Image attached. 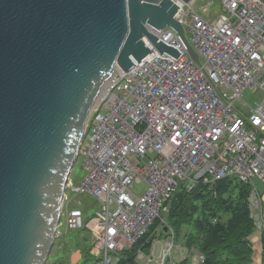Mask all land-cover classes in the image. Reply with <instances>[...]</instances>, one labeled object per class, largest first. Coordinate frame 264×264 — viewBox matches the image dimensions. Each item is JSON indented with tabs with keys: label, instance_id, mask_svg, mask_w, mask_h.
<instances>
[{
	"label": "built area",
	"instance_id": "2783aa9c",
	"mask_svg": "<svg viewBox=\"0 0 264 264\" xmlns=\"http://www.w3.org/2000/svg\"><path fill=\"white\" fill-rule=\"evenodd\" d=\"M173 1L199 62L173 28L148 26L180 53H160L143 37L151 52L128 70L114 66L86 120L78 152L85 174L77 185L66 183L74 195L99 203L86 221L78 206L65 202V189L66 229L93 233L90 264H118L119 253L156 220L165 223L162 212L179 188L234 177L251 187L254 221L260 211L253 180L264 182V93L248 114L236 103L246 89L264 92V0H219L216 10L212 1L200 8L197 0ZM169 235L158 264L175 245L171 229Z\"/></svg>",
	"mask_w": 264,
	"mask_h": 264
},
{
	"label": "water",
	"instance_id": "95a60500",
	"mask_svg": "<svg viewBox=\"0 0 264 264\" xmlns=\"http://www.w3.org/2000/svg\"><path fill=\"white\" fill-rule=\"evenodd\" d=\"M190 2L191 0H182ZM173 0H0V264H46L86 120L118 65L177 57L148 26L198 55Z\"/></svg>",
	"mask_w": 264,
	"mask_h": 264
},
{
	"label": "trees",
	"instance_id": "16d2710c",
	"mask_svg": "<svg viewBox=\"0 0 264 264\" xmlns=\"http://www.w3.org/2000/svg\"><path fill=\"white\" fill-rule=\"evenodd\" d=\"M250 191L249 184L234 177L219 180L211 187L200 183L190 191L179 188L173 193L160 233L168 235L171 229L175 243L183 233L188 249L194 247L204 257L198 264H256L249 239L255 230L248 201ZM159 223L156 220L137 243L121 251L118 264H136L139 250L148 253L152 243L149 233ZM261 244L264 264V227ZM89 254L87 250L84 256L88 259Z\"/></svg>",
	"mask_w": 264,
	"mask_h": 264
},
{
	"label": "rangeland",
	"instance_id": "374dc122",
	"mask_svg": "<svg viewBox=\"0 0 264 264\" xmlns=\"http://www.w3.org/2000/svg\"><path fill=\"white\" fill-rule=\"evenodd\" d=\"M204 1H212L211 10H216L219 8V0H197L194 7L200 8ZM186 33L188 34V32ZM90 125L91 120L88 124V129H90ZM84 174L85 169L83 166V157L80 153L73 165L69 179L72 181V184L77 185L81 182ZM179 182L181 181L179 180ZM134 189L135 192L139 194L142 190V184H135ZM67 201H69V205L78 206L83 211L85 218H91L92 216H94L99 206V203L93 197L91 198L90 196H87L85 194L74 195V193L69 188L66 189L65 202ZM162 216L167 217V214L162 212ZM161 223L163 222L160 221V223L157 224L149 233V239L152 242L149 250V257L151 258V261L147 263V258L144 257V259L141 260L142 264H158L157 260L160 261L161 259L166 241L171 240L169 234L164 235L160 233L162 225ZM85 231L86 230L84 228L78 230H67L65 225V213H62L60 224L58 226V235L55 239L54 247L51 250V254L46 264H65V262H68L69 256L67 255V252L69 250V246L71 245V240H73V248H77V246L75 245L77 237L79 236V234H82ZM59 233L61 235H59ZM182 234L180 235L178 242H176L172 249L167 252V256L164 258V264H172L171 262H174L175 264L199 263L198 261H200V259L198 257V251L194 247L189 248H194L192 250L188 249V247L185 245L186 239ZM65 242L67 244L64 245ZM85 264H88V262H86Z\"/></svg>",
	"mask_w": 264,
	"mask_h": 264
},
{
	"label": "crops",
	"instance_id": "0c3cea01",
	"mask_svg": "<svg viewBox=\"0 0 264 264\" xmlns=\"http://www.w3.org/2000/svg\"><path fill=\"white\" fill-rule=\"evenodd\" d=\"M262 79L264 80V72L262 74ZM263 93L264 92L260 89H256V90L246 89L242 93L241 101L236 103V107L238 108L239 112L242 114H248L249 107H252L257 101H259L262 98ZM253 182H254L253 188L257 193V199L260 205V211H257L255 218V230L249 236V239L252 243V250H253L252 259L256 264H261L262 261L261 229L262 227H264V182L257 178H255ZM89 219L90 218H85L86 221H88ZM84 229L86 231L82 234H79V236L77 237L75 244L77 248H73V243H72L73 240H71V242L69 241L71 244L67 252V255L69 256V261L65 262V264H81V263L85 264L86 262L90 264L92 260L91 255L89 254L90 258L88 259L84 255L87 252V250L90 251L93 233L91 229L87 227H85ZM65 244L67 243L65 242L64 245ZM139 251L135 257L136 264H142L141 260L144 259V257L147 258V263L151 261V258L149 257L150 252L145 253L142 252L141 250Z\"/></svg>",
	"mask_w": 264,
	"mask_h": 264
}]
</instances>
